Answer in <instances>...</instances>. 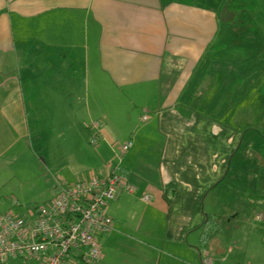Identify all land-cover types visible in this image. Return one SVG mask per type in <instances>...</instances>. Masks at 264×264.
<instances>
[{
  "label": "crops",
  "instance_id": "1",
  "mask_svg": "<svg viewBox=\"0 0 264 264\" xmlns=\"http://www.w3.org/2000/svg\"><path fill=\"white\" fill-rule=\"evenodd\" d=\"M229 33L205 0H0V159L28 153L26 172L45 179L30 195L19 183L0 214L50 202L59 180L114 170L124 183L91 264H200L203 252L213 264H264V192L221 198L245 190L244 167L232 164L242 134L196 109L209 50ZM93 122L99 141L86 155ZM64 264L87 263L71 252Z\"/></svg>",
  "mask_w": 264,
  "mask_h": 264
},
{
  "label": "rangeland",
  "instance_id": "2",
  "mask_svg": "<svg viewBox=\"0 0 264 264\" xmlns=\"http://www.w3.org/2000/svg\"><path fill=\"white\" fill-rule=\"evenodd\" d=\"M205 3L218 13L221 26L230 28V41L227 44L214 42L209 50L216 61L207 70L202 97H197L198 102L203 104L196 105V109L198 113H206L222 128L242 134L232 164L238 161L239 166L244 167L238 177V188L243 183L245 190L239 192L238 196L232 185L221 198L226 202L237 203L238 200L244 204L259 200V189L264 192V0H205ZM221 30L220 33H223L224 28ZM88 137L89 133L85 131L83 149L86 155L95 147ZM22 155L17 157L15 149H12L0 159L2 201L13 199L11 191L19 183L23 185V192L30 195L27 186L35 183L31 189L34 192L45 180L40 176L34 178L30 172H26L34 164L30 154ZM82 163L89 166L87 160ZM42 171L43 175L47 174L44 169ZM20 203V209L25 214L29 207L43 201L37 199ZM260 205L262 207L259 209L264 211V204ZM253 224L257 225L255 222ZM35 261L30 263L35 264Z\"/></svg>",
  "mask_w": 264,
  "mask_h": 264
},
{
  "label": "built area",
  "instance_id": "3",
  "mask_svg": "<svg viewBox=\"0 0 264 264\" xmlns=\"http://www.w3.org/2000/svg\"><path fill=\"white\" fill-rule=\"evenodd\" d=\"M90 127V143L96 145L100 126L93 122ZM131 146L128 140L119 144L117 151L124 153ZM117 151L114 155L120 162ZM123 183L124 176L114 170L104 177L91 175L75 183L59 180L50 202L29 207L23 215L0 214V263L16 257L64 264L71 252H78L83 263L97 261L101 255L97 236L112 228L106 209L117 199ZM148 199L145 195L144 200ZM200 264H213L212 256L201 253Z\"/></svg>",
  "mask_w": 264,
  "mask_h": 264
},
{
  "label": "trees",
  "instance_id": "4",
  "mask_svg": "<svg viewBox=\"0 0 264 264\" xmlns=\"http://www.w3.org/2000/svg\"><path fill=\"white\" fill-rule=\"evenodd\" d=\"M211 232V230H209Z\"/></svg>",
  "mask_w": 264,
  "mask_h": 264
}]
</instances>
